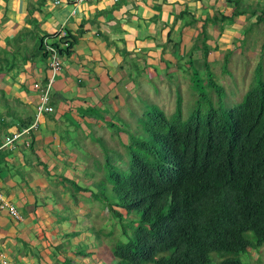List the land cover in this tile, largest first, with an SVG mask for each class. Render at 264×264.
<instances>
[{
  "label": "crops",
  "instance_id": "1",
  "mask_svg": "<svg viewBox=\"0 0 264 264\" xmlns=\"http://www.w3.org/2000/svg\"><path fill=\"white\" fill-rule=\"evenodd\" d=\"M251 12L264 0H0V193L20 216L0 212V264L109 262L91 222L98 145L120 148L142 98L230 56ZM58 31L70 47L51 111L4 146L33 119V84L47 75L40 42Z\"/></svg>",
  "mask_w": 264,
  "mask_h": 264
},
{
  "label": "trees",
  "instance_id": "2",
  "mask_svg": "<svg viewBox=\"0 0 264 264\" xmlns=\"http://www.w3.org/2000/svg\"><path fill=\"white\" fill-rule=\"evenodd\" d=\"M241 14L235 10L230 18ZM249 16L251 24L264 26L263 13ZM226 62L225 57L223 67ZM260 71L257 63L250 86L231 108H209L203 116L196 110L185 121L179 107L172 119L158 110L148 113L143 125L148 139L127 144L126 174L106 175L117 197L112 216L121 223L131 212L138 215L132 240L111 249L117 264H245L220 255L264 245ZM207 85L221 93L213 81ZM136 144L139 155L130 149ZM211 253L221 260L213 263Z\"/></svg>",
  "mask_w": 264,
  "mask_h": 264
},
{
  "label": "rangeland",
  "instance_id": "3",
  "mask_svg": "<svg viewBox=\"0 0 264 264\" xmlns=\"http://www.w3.org/2000/svg\"><path fill=\"white\" fill-rule=\"evenodd\" d=\"M241 32L242 37L240 40L237 39L235 41L238 45L231 47V55L227 57V62L223 69H221V65H223L221 59L223 58L219 59L215 69L211 66V70L208 73L198 71L193 67L195 75L189 76L191 70L188 71L186 84L183 85L181 82L178 86L174 84L171 89L172 94H165V86H162L160 88L162 92L160 96L150 94L142 98L140 100L141 103H137L133 111L136 119H131L126 125L121 126V130H124L127 135L124 145L119 143L120 148H110V152L105 150L104 144L98 145L102 152L99 156L100 159L95 160V162H100L101 154L102 159L106 160V162L105 164L102 163V166H95L94 168V176H97V181L94 182L92 209L94 211V220L91 218V222L95 248L96 245L103 247V249L109 251L111 256V249L114 246L127 243L133 238L132 232L138 221V215L135 212H131L128 218L121 219V223L112 216L109 209L114 206L113 204L117 203V197L112 193L111 187L106 181V175L114 170L122 175L126 174L129 157L127 144L137 141L145 142L148 139L146 132L143 130V125L147 122V117L149 116L148 113L151 114V111L158 110L167 119H172L177 116L176 109L179 107L180 119L185 121L190 115H194L196 110L203 116L209 108L216 109L220 106L224 109L231 108L242 99L243 94L250 86L253 70L257 63L261 65L260 74L264 81V26L262 24H250L245 26ZM208 75L209 77H207ZM208 79L221 87L219 95L207 85ZM190 80H192V83ZM192 85L194 89H192ZM154 90L156 91V88ZM137 111L141 113V116ZM130 149L133 152L137 151L138 155L141 153V148L137 144ZM120 213L124 214V211L120 210ZM80 252L85 254V247H81ZM216 255L218 254L211 253L209 255L213 263L221 260ZM220 256L223 258H235L245 264H264V245L257 250L246 249L237 255L223 254ZM111 257L108 263L106 261L102 263V261L98 260L95 264H117Z\"/></svg>",
  "mask_w": 264,
  "mask_h": 264
},
{
  "label": "built area",
  "instance_id": "4",
  "mask_svg": "<svg viewBox=\"0 0 264 264\" xmlns=\"http://www.w3.org/2000/svg\"><path fill=\"white\" fill-rule=\"evenodd\" d=\"M89 0H75L76 3H82ZM69 43L65 35L58 31L51 36L42 38L40 42V50L47 58V75L42 84H33V89L37 91L36 105L34 108V116L31 123L25 128L15 132L10 137L4 139V146L10 145L16 141L20 136L27 135L29 132L35 130L38 119L51 111L49 106L50 92L53 88L55 79L61 68V59L69 50ZM0 212H6L13 220H20L18 212L13 206L8 204L0 193Z\"/></svg>",
  "mask_w": 264,
  "mask_h": 264
}]
</instances>
